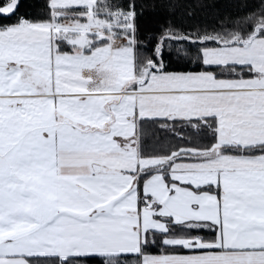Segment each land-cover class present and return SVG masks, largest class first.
<instances>
[{
  "label": "snow or ice",
  "instance_id": "obj_1",
  "mask_svg": "<svg viewBox=\"0 0 264 264\" xmlns=\"http://www.w3.org/2000/svg\"><path fill=\"white\" fill-rule=\"evenodd\" d=\"M0 264H264V0H0Z\"/></svg>",
  "mask_w": 264,
  "mask_h": 264
}]
</instances>
